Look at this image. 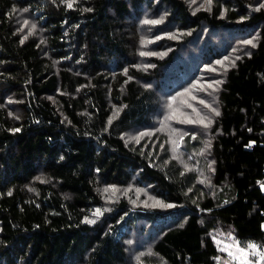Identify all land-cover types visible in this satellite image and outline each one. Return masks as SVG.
<instances>
[{"label": "trees", "instance_id": "1", "mask_svg": "<svg viewBox=\"0 0 264 264\" xmlns=\"http://www.w3.org/2000/svg\"><path fill=\"white\" fill-rule=\"evenodd\" d=\"M0 264H264V0H0Z\"/></svg>", "mask_w": 264, "mask_h": 264}, {"label": "rangeland", "instance_id": "2", "mask_svg": "<svg viewBox=\"0 0 264 264\" xmlns=\"http://www.w3.org/2000/svg\"><path fill=\"white\" fill-rule=\"evenodd\" d=\"M201 171H202V169H201ZM139 236H137V238H138ZM144 240V237L143 236H141L139 239H138V242H142ZM130 243V245L129 246H131L133 243L132 242H129ZM232 245L230 244V245H227V246H225V248L226 249H229L230 247H231ZM232 250L235 252V249L232 247ZM243 256H244V254L241 252V251H239L238 252V258H243Z\"/></svg>", "mask_w": 264, "mask_h": 264}, {"label": "snow or ice", "instance_id": "3", "mask_svg": "<svg viewBox=\"0 0 264 264\" xmlns=\"http://www.w3.org/2000/svg\"><path fill=\"white\" fill-rule=\"evenodd\" d=\"M68 6L71 7V4H69ZM247 43H251V41H248ZM201 103H202V101H201ZM249 247H255V246L254 245H249Z\"/></svg>", "mask_w": 264, "mask_h": 264}]
</instances>
